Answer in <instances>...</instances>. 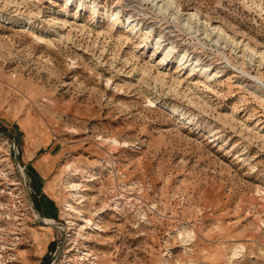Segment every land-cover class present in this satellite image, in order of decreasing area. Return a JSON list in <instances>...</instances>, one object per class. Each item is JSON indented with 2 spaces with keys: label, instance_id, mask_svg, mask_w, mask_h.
<instances>
[{
  "label": "rangeland",
  "instance_id": "obj_1",
  "mask_svg": "<svg viewBox=\"0 0 264 264\" xmlns=\"http://www.w3.org/2000/svg\"><path fill=\"white\" fill-rule=\"evenodd\" d=\"M172 4L0 0V264H264V0Z\"/></svg>",
  "mask_w": 264,
  "mask_h": 264
},
{
  "label": "bare ground",
  "instance_id": "obj_2",
  "mask_svg": "<svg viewBox=\"0 0 264 264\" xmlns=\"http://www.w3.org/2000/svg\"><path fill=\"white\" fill-rule=\"evenodd\" d=\"M146 1H150L153 3V5L161 12H166L169 16H172V18L178 22V24L183 25L184 27H187L189 29H194L193 31H199L200 30V26L199 25H194V21H193V16H195L194 14L191 15H187L186 17L181 16L180 13H178L177 8L174 9L172 7V2L173 0H146ZM66 2H69V0H66ZM80 5V4H79ZM93 13H96V10L93 9L92 11ZM120 10H117L116 12H110V13H106L105 17L110 21V23L115 26L117 24L120 25H124V27H126L125 32L129 33V34H133L134 36H139L141 37V39L138 41V47L139 48H146L148 47V44L146 43V39H148L149 34H141V30L140 28L136 27V24H134V20L135 19H131V17L133 16V14L130 12L127 16V20L128 23L125 25L122 21V19H120ZM183 15V14H182ZM166 17V16H165ZM171 18V19H172ZM195 19V18H194ZM178 26V25H177ZM151 28V27H150ZM216 29V32L214 33V30ZM203 32L205 33L206 37L209 38L210 41H213L214 43H217V45L219 43H221L222 41H225L226 44H228L227 42L230 41V37L228 35H224L222 32V28H217L216 26L214 28H208V27H204ZM201 31V30H200ZM148 33V32H147ZM203 33V34H204ZM160 34V33H159ZM163 36L162 32L160 35H158L157 38H155V42L153 43V49H152V54H155L156 52L161 53L159 61L157 64L161 65V64H166L168 61L170 60L172 57H170V55L174 52V46L173 45H168V46H161V37ZM203 39V38H202ZM201 40V39H200ZM205 41V40H204ZM224 42V43H225ZM230 43V42H229ZM211 44V43H210ZM220 46V45H219ZM251 50V49H250ZM254 51L251 50V53L247 54L248 58L250 59L251 62H253L252 60H254V58H252L255 53H253ZM187 50L183 51L182 53H179L178 56L173 57L175 59V61L177 62L179 68H183L185 66V64L187 63ZM263 58V56L261 57V59ZM259 61V60H258ZM199 62V61H198ZM188 64V63H187ZM199 64H197V61L195 62L194 65H189V71L191 72L190 74H193L194 70L197 68ZM208 68H199L198 72H199V76L201 77H205V78H210V73L207 72Z\"/></svg>",
  "mask_w": 264,
  "mask_h": 264
}]
</instances>
